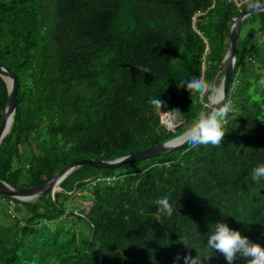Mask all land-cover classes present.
<instances>
[{"label":"trees","instance_id":"trees-1","mask_svg":"<svg viewBox=\"0 0 264 264\" xmlns=\"http://www.w3.org/2000/svg\"><path fill=\"white\" fill-rule=\"evenodd\" d=\"M247 9L242 0H0V64L20 83L0 179L37 187L73 162L112 161L186 132L206 114L208 94L178 82L211 86L233 19ZM261 78L264 12L243 21L218 147L189 145L117 170L83 166L55 198L0 193V264H229L207 247L217 222L264 247V178L251 179L264 165ZM158 97L160 113L149 104ZM8 98L0 76V126ZM177 109L180 118L169 112ZM164 114L181 125L168 131ZM164 196L177 208L171 216L158 212ZM74 197L91 206H71Z\"/></svg>","mask_w":264,"mask_h":264},{"label":"water","instance_id":"water-1","mask_svg":"<svg viewBox=\"0 0 264 264\" xmlns=\"http://www.w3.org/2000/svg\"><path fill=\"white\" fill-rule=\"evenodd\" d=\"M262 4H264V1L262 2ZM261 12H264V8L255 11L247 9L240 12V14L233 19V23L230 31L229 51L226 54L225 58L223 59L221 65L219 66L210 86L213 89V95L216 89L218 88L220 89V92L223 94L222 102H226L228 92L230 89L231 78L233 76L234 68L238 58L239 39L241 35L243 21L248 17L252 16L253 14H257ZM224 69H225V75L222 78V82L219 87H216V81ZM0 76L5 80L9 93L8 102L5 106L3 120L0 126V146H1L3 140L10 133L11 130V129L9 130L10 122H12L13 125V121L15 119L20 83L17 75L13 71H11L8 67L1 64H0ZM213 95L211 98L209 94L207 95L208 104H206V107L208 108V110L206 114L211 112L213 108L217 106L214 103V101L219 97L214 98ZM166 115L170 116L171 114H166ZM162 125L164 124L162 123ZM166 128L168 129V131H175L174 129H171L167 126ZM184 134L185 132L180 136L171 139L165 143L156 145L147 150L136 152L112 161L85 159V160L73 162L65 166L49 182L33 188H27V189L17 188L7 183L6 181L0 179V193L9 196L13 199H17L24 202L34 201L39 197L49 193L52 195L53 198H55V194L62 191V188L60 186L61 183L78 168H81L83 166H90L101 170H117L138 161L166 156L168 154L183 150L189 145H191L190 143L183 142Z\"/></svg>","mask_w":264,"mask_h":264},{"label":"clouds","instance_id":"clouds-1","mask_svg":"<svg viewBox=\"0 0 264 264\" xmlns=\"http://www.w3.org/2000/svg\"><path fill=\"white\" fill-rule=\"evenodd\" d=\"M242 3L252 11L264 8L261 0H242ZM259 85L264 87V78H261ZM178 87L181 89L186 88L191 94L195 93L201 96L209 94L210 98L213 95V89L202 77L182 79L178 82ZM215 95L219 97L214 101L217 106L208 114H202L199 117L197 122L185 132L183 142L190 143L192 147L208 144L218 147L224 140L226 135L224 122L231 111V104L230 102H222L223 94L221 92H217ZM149 104L154 107L157 113H160L166 107L165 102L159 97L151 98ZM169 112L180 118V110ZM261 178H264V165L257 166L251 173L253 181L258 182ZM156 205L158 206V212L165 213L168 216H171L177 210L169 202L167 196L158 198ZM207 247L223 254L229 264H232L238 255L248 259V264H264V247L250 242L248 237L242 236L239 231L231 229L224 222L215 223L212 233L207 239ZM197 257L193 259L190 256H186L184 257V262L185 264H200L201 260ZM179 259L180 257H177V260Z\"/></svg>","mask_w":264,"mask_h":264},{"label":"rangeland","instance_id":"rangeland-1","mask_svg":"<svg viewBox=\"0 0 264 264\" xmlns=\"http://www.w3.org/2000/svg\"><path fill=\"white\" fill-rule=\"evenodd\" d=\"M195 21H196V18H195ZM244 32H245V30H244ZM244 34V33H243ZM163 117H164V115H162L161 116V122L164 124V126H167L165 123H164V120H163ZM166 117V116H165ZM168 117V119L173 123V125H174V127L173 128H171V129H176L178 126H180L181 125V122L179 121V120H177V118L175 117V116H173V115H170V116H167ZM166 117V118H167ZM168 127V126H167ZM61 192V191H60ZM78 194H82V195H86V196H88V195H90V193H88V192H84V193H81V192H79ZM71 206H74V205H80L81 207H83V208H85L86 210H88L89 209V207L91 206V202H86V201H84V200H82L80 197H74L72 200H71Z\"/></svg>","mask_w":264,"mask_h":264},{"label":"bare ground","instance_id":"bare-ground-1","mask_svg":"<svg viewBox=\"0 0 264 264\" xmlns=\"http://www.w3.org/2000/svg\"><path fill=\"white\" fill-rule=\"evenodd\" d=\"M217 92H220V89H219V88L215 90L214 95H213L214 98H218V96L215 95V93H217ZM165 116L167 117L168 115L164 114V117H163L164 123H165L169 128H173V127H174L173 123L168 119V117L166 118ZM11 127H12V122H10L9 130L11 129ZM10 131H11V130H10Z\"/></svg>","mask_w":264,"mask_h":264}]
</instances>
